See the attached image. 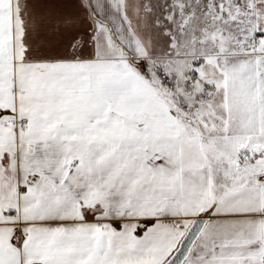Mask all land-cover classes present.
Wrapping results in <instances>:
<instances>
[{
  "label": "snow or ice",
  "instance_id": "1",
  "mask_svg": "<svg viewBox=\"0 0 264 264\" xmlns=\"http://www.w3.org/2000/svg\"><path fill=\"white\" fill-rule=\"evenodd\" d=\"M0 264H264V0H0Z\"/></svg>",
  "mask_w": 264,
  "mask_h": 264
}]
</instances>
